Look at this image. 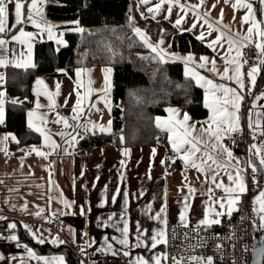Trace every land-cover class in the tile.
<instances>
[{"label":"crops","instance_id":"0c3cea01","mask_svg":"<svg viewBox=\"0 0 264 264\" xmlns=\"http://www.w3.org/2000/svg\"><path fill=\"white\" fill-rule=\"evenodd\" d=\"M138 2L141 15L143 13L142 17L153 19V14L148 12V8H154L158 0H151V3L147 5L141 3V0H138ZM181 2L186 5L200 4V0H181ZM234 2L235 0H229L228 3H225V0H205V4L198 8L197 11L201 13L207 11L210 14L208 17L210 22L215 24L216 21H221V25H228L230 27L231 33L234 34L239 32L243 35L246 34V29L248 27V25L241 24V19L246 14V11L242 8L233 9L232 3ZM44 5L45 3L42 6V10ZM213 5H215L214 8ZM254 7L260 9L261 5L259 0H254ZM166 8L167 6L165 5L164 9ZM221 10H223L222 18ZM182 15H184V13L178 7H175L170 16H168L166 10H162L161 13L156 14L153 20H166L174 26L176 19ZM257 15L259 17L260 13L258 12ZM234 17L235 19H233ZM35 18L37 20L40 19V17ZM43 20L49 24L52 23L47 20L45 11H43ZM12 22L13 17L10 15L9 23L11 24ZM193 23L197 24V27L192 30L194 34L198 36L202 31L207 33V25L203 24V20L198 21L191 12H189L187 16H184V21L181 26L174 27L176 31H179L180 28L186 30L190 28ZM23 26L25 31L38 34L32 42L31 56L29 57L27 55L26 45H20L11 41V36L13 34H18V29L12 28L6 35L0 36V38H5L10 41L7 45L9 52L5 54L9 59L13 58L12 50L15 49L17 52L23 51L25 53L24 59L30 60L32 64H35L36 45L45 41H52L57 49L63 48L66 45L65 34L62 29L63 25L57 26L61 31L55 33L58 39L64 41L63 44H57L56 39L49 40L46 32H40L39 29L35 28L30 23ZM223 30L226 32L228 31V29ZM217 35V32H213L211 36L206 35L205 41L209 43L211 40L215 39ZM226 50L227 44L225 42L223 48L217 47V50L213 51L212 54L175 53L181 54L183 57L189 54L194 56L195 63L186 62L181 59L182 62L187 64V67L184 65V74L187 68L199 72L200 75L214 79L216 82H220L218 76H214L207 70L196 67V65L200 63L201 56H207L210 60H216L217 67L222 72L224 61L221 59V56L224 55ZM255 50L256 58L251 63L245 64L242 70L245 73V99L241 106L240 123L242 129L246 130L250 136L252 130L248 128V114L249 111L252 110L253 103L256 104L255 112L264 113V99L255 100L257 95L264 92V67H262L261 71L258 73L254 87H251L249 79L246 76L250 67L258 66L259 61L264 59V56L258 55V50ZM242 53L245 57L246 48L242 50ZM232 54L234 55L235 53L233 52ZM5 68L6 67H0V74H3L5 77L3 81H0V92L5 93L3 99L5 101L4 113L6 116L7 95ZM105 68L108 67L86 68L91 69V73L85 72L81 74L80 79L82 81V86L79 87L76 83V73L74 76L66 75L58 77H48L40 74L36 76L33 81L32 99H21L19 103L29 105V110L35 108L37 97L34 89L43 90V85L36 84L38 79H42L51 92L56 91V84L59 83L60 95L55 97L58 107L49 113V120H54L57 112H59L60 115L71 117L73 115L72 107L76 103V92L79 91L81 95H83L86 88L89 87L88 81L91 79L93 83L90 87L94 92L91 97L83 102L82 107L84 112L81 114L78 123L80 125H85L91 121L97 125L106 126L109 120L112 121V70L108 74L109 87L106 97L111 105L109 109L105 106V100L102 98L104 97V92L102 90L106 87ZM186 76L196 83L191 75ZM231 86L235 85L231 84ZM249 88H251V95L248 94ZM202 90L204 93V102L205 90L203 88ZM39 99L42 104H48V100L45 96H40ZM65 100H67V106H65ZM93 104L95 107H91ZM171 108L178 109L181 117L184 113H187L190 117V123L202 122L208 118L207 116L206 119H195L181 107L171 106ZM40 111L46 112L48 109L46 107ZM170 115L171 114L166 111L164 115L158 117H160L161 120H166L170 118ZM252 119L255 120L256 116L253 115ZM26 121L28 123V116L26 117ZM69 122L73 123L71 120ZM262 125H264V119H262ZM47 127L51 129L52 133L63 130V125L61 124L49 123ZM199 127L200 125L198 123L197 128ZM88 128L89 131L87 132H85L83 126L75 130L69 128L66 131L73 132L74 135H77L79 141L81 137L84 138L89 135L109 134L108 132L102 133L98 129L93 132L90 124H88ZM7 134L11 133L0 131V137ZM167 134L169 136L168 132ZM41 139V142L38 144L23 145L20 142L17 144L10 138L9 141L6 142L9 155L0 151V216L5 219L9 218L19 221L23 228L25 224L31 226L36 233V237H42L46 241L43 244H49L51 246L66 245L70 247L75 254L79 256V264H129L130 260H134L139 256L145 258L157 254L165 256L166 245H158L155 249H151L150 247H135L137 236L136 223L139 222L142 231L148 230L146 233L148 236H150L154 230L165 228V225H163L160 220H156L152 217H154L162 207H165L166 203V213L162 214L166 215L167 219L165 231L168 226H183L179 221V213L184 206V197L189 196V184L196 189V192L189 197L188 203L190 204V208L185 211L188 226L197 225L198 221L204 216V211L207 206L206 202L209 199V194L207 192L209 185L205 183V175L194 168L185 169L183 161L177 159L174 155L170 143L168 148L161 146L127 148L130 150L129 155L124 156L122 155V150L125 149L123 147H96L80 151L77 147L78 144H76L74 148L68 147L59 136L53 135V139L56 140L57 143L62 144L63 147H68V152L71 154H65L63 151L58 150L59 154L53 153L47 159H44L37 156L35 153L28 154L26 151L31 146L40 147L43 144V138L41 137ZM262 142H264V137H260L257 133V138L252 139L249 146L251 144H257L259 146ZM223 143L240 159V167L244 170L245 160L241 159L238 155V147L232 143H227V138ZM21 149L25 151H20ZM153 149H155L154 156ZM170 156L175 157V163L169 160ZM252 157L259 161L258 156ZM22 158L23 164H21ZM121 161H124L123 167L121 166ZM162 161H164V163H162ZM233 163H235V161H233ZM175 164L179 166L173 168ZM250 171H252V167H250ZM255 174L257 176L255 180L258 181V174ZM244 175L248 186L247 194H250V199L253 201L257 184L254 183V180H249L247 178V172L245 170ZM262 175L263 185L260 190H264V170L262 171ZM121 177H123V179ZM185 177L187 179H185ZM221 177L227 184V176L224 175L223 172H221ZM116 189H120V195L117 196L116 202L113 203L111 198L116 194ZM125 192L128 193V204L126 206L123 197V193ZM247 194L242 197V200ZM212 195L214 197H220L222 191L214 189ZM65 200L74 203H72V206L69 208L65 206ZM101 205L103 206L101 207ZM149 205H151V211H148ZM125 207H127L126 213L124 211ZM82 208L84 209L83 214L81 213ZM37 213H39V215H37ZM121 216H124L128 221L129 248H124L112 239V237H121V233L117 231V228L123 227ZM109 217H112V219L109 220ZM105 222L109 226L105 227ZM255 222L258 225V219L255 218ZM10 224L11 222H7V228L4 231L0 230V256L3 257V259H0V264H43V261H38L35 258L29 257L27 250L23 247V245L27 244L8 239L13 235L17 236L15 231L9 227ZM112 225L115 226L113 227ZM214 227L217 226H213V228ZM9 231L11 234L6 235L5 233ZM28 233L32 239L37 242V239L34 238L30 232ZM56 237H59V239L65 243H51ZM105 237L109 238L108 243L112 245V250L117 253L116 255H113L112 251L107 249L104 243ZM145 243L150 244L147 240ZM27 246L36 253L32 247L29 245ZM81 249H83V251H81ZM124 251H130V255L124 256ZM36 254L47 257L63 256L65 264H68L64 254Z\"/></svg>","mask_w":264,"mask_h":264},{"label":"snow or ice","instance_id":"6c2138e0","mask_svg":"<svg viewBox=\"0 0 264 264\" xmlns=\"http://www.w3.org/2000/svg\"><path fill=\"white\" fill-rule=\"evenodd\" d=\"M229 0H225V3H228ZM45 3V0H0V36H4L9 33L12 28L18 29V34H13L11 36V41H14L20 45L27 46V55L30 57L32 53V42L38 34L33 32L25 31L23 25L32 24L35 28L39 29L40 32H46L49 40L56 39L57 44H63L64 41L58 39L54 33L55 26L47 23L43 20V10L42 6ZM143 4L151 3V0H141ZM261 5L260 9L254 7V0H235L232 3L233 9H244L246 14L241 19L242 25H248L246 29V34L241 35L239 32L231 33L230 27L228 25H221V21H216L215 24L209 21V13L207 11L201 13L197 11L198 8L202 7L205 4V0H200V4H190L186 5L182 3L181 0H158L155 4V7H149L148 12L153 14L152 18L155 19L156 14L161 13L162 10H166L168 16H170L175 7H178L184 15L179 16L174 26H181L184 21V16H187L189 12L192 13L196 19L203 20V24L207 25V33L201 32L200 35L196 37L197 40L204 41L206 35L211 36L213 32H217L218 35L215 39L211 40L207 46L213 51L217 50V47L223 48L224 43L227 44V50L221 59L224 61V68L221 72L217 67L215 59H209L207 56L200 57V63L196 67L200 69H205L208 72L212 73L214 76L219 77L220 82H216L214 79H210L206 76L200 75L199 72L189 70L186 68V75H191L197 85L205 90V100L204 107L208 109L209 115L208 118L202 122H191L190 117L187 113H184L181 117V114L178 109L169 107L166 109L170 113V118L166 120H161L160 117L156 118V126L163 130H166L169 133L168 141L171 144L172 151L177 159L183 161L185 169L194 168L198 172L205 175V183L209 186L207 192L209 194V199L206 202L207 206L204 211V216L200 219L196 225V229L199 230L201 226L205 229L211 228L213 226L222 225V217H227L231 219L233 213L238 210V205L242 202V197L247 194L248 186L246 183V177L244 175V170L240 167L241 161L236 157L233 151L226 146L223 141L227 139H232L233 143L234 134L240 132L242 134L243 129L241 126V106L245 99L244 89H245V73L242 71L244 65L248 63L247 59L243 56L242 50L244 48L254 47L258 50V55L264 56V0H259ZM167 6L164 9V6ZM11 6V9H10ZM215 5H213V8ZM260 13L258 17L257 13ZM12 15L13 22L9 23V17ZM143 15V13H142ZM35 17H40L37 20ZM223 17V10H221V18ZM167 18V17H165ZM235 19V17L233 18ZM78 23V22H77ZM197 27L196 23H193L190 28L186 29L191 32ZM223 29H228L224 31ZM76 31L83 32L82 28L75 29ZM185 29H181L184 31ZM135 34L143 41L144 45L150 48L153 52L157 54L160 61L163 62L164 56L169 55L165 52L164 49L160 48V45L164 43L163 38H161L156 44H153L150 38L141 31L140 28H133ZM10 43L8 39L0 38V67H8L13 65L17 68H28L34 67V64L30 60H25V53L23 51L17 52V50H12V59H9L6 53L9 52L7 45ZM159 49V50H158ZM235 53L234 55L232 53ZM163 53V55H162ZM175 55V54H171ZM177 59H183L186 62L195 63L194 56L189 54L186 57L176 56ZM144 59H147L146 57ZM210 65V67H209ZM264 67V59L259 61L258 66H252L247 71L246 76L249 79L251 87H254L257 81V75L261 71V68ZM63 71V70H61ZM91 73V69L86 68H77L76 77L77 85L82 86V81L80 79L82 73ZM105 89L104 100L105 106L109 109L111 105L106 99L108 94L109 79L108 74L111 72L110 68H105ZM65 74H67L65 72ZM5 79L3 74H0V81ZM92 80L89 79V87L86 88L83 95L79 91L76 92V103L72 107L73 115L71 117H66L60 115L59 112L56 113V118L54 120H49V113L54 111L58 105L56 104L55 97L60 95V84H56V91L51 92L48 90L47 85L42 79L36 81L37 85H43V90H36V101L35 108L29 110L27 113L28 123L27 126L29 129L39 133L43 138V144L40 147L31 146L26 151L28 154L35 153L37 156H40L44 159H47L53 153L59 154L58 150L63 151L65 154H71L68 152V147H75L79 143L77 135H74L73 132L66 131L71 128L75 130L78 127L83 126L85 132L89 131L88 124L91 125V130H99L100 132L112 131V121L109 120L107 125H97L94 122L89 121L88 124L80 125L78 121L81 118V114L84 112L82 104L93 94L94 90L90 87ZM234 84L235 86H231ZM248 94L251 95V88H249ZM4 92H0V125L4 124ZM45 96L48 100V104H42L39 97ZM264 99V92H261L255 97V100ZM16 103L17 101H12ZM65 106H67V100H65ZM48 111L42 112L41 109L46 108ZM95 107V105H91ZM256 104L253 103L252 110L248 114V128L251 131L252 139L257 138V133L260 137H264V125H262V119H264V113L255 112ZM253 115L256 116V119L253 120ZM179 117V118H178ZM73 123H70L69 121ZM49 123L61 124L63 125V130L52 133L51 129L47 127ZM199 123L200 127L197 128ZM53 135L59 136L61 140L68 145V147H63L62 144L57 143L53 139ZM11 138L12 141L19 144V140L14 135L7 134L0 137V151H3L6 155H9L6 142ZM83 139V137H81ZM121 143H124L125 137L121 135L119 137ZM46 149V150H45ZM20 151H25L21 149ZM129 149L125 148L122 150V155L128 156ZM249 152L252 156L259 157V165L257 168L251 160L248 161L250 167H252L253 173L264 170V142L257 144H251L249 146ZM155 155V149H153V156ZM235 161V163H233ZM176 161L173 160L172 163ZM121 166L123 167L124 161H121ZM164 163V161H162ZM21 164H23V158L21 159ZM221 172L227 176L228 183L226 184L221 177ZM51 175V172H50ZM123 179V177H121ZM150 178V177H149ZM185 179H187L185 177ZM254 183L257 185L259 181L255 180L253 177ZM51 183V181H50ZM214 186V187H213ZM214 189H219L222 191L220 197H214L212 195ZM107 190V189H106ZM189 196L184 197V206L179 213V221L184 227L188 226V221L185 215V211L190 208L188 203L189 197L192 196L196 189L193 188L190 184L188 185ZM120 195V189H116V194L112 196V202L115 203L117 196ZM166 196V193H165ZM124 204H128V193H123ZM72 203L67 200L64 201L66 207H71ZM253 212L258 217V226L261 229H264V190H260L258 195H255L253 198ZM258 205V207H257ZM103 205H101L102 207ZM43 211V210H41ZM125 213L127 212V207L124 209ZM148 211H151V205L148 206ZM84 209H81L83 214ZM166 203L165 207H162L159 212L155 214L154 219L160 220L165 228L167 226L166 215ZM39 215V213H37ZM5 219L0 216V220ZM112 217H109L111 220ZM123 221V227L117 228V231L121 233V237H112L119 245L124 248H129V225L127 219L124 216H121ZM105 227L109 226L106 222ZM113 227L115 225H112ZM10 228L15 229L16 224L12 223L9 225ZM24 228L32 234L34 238L37 239V242L40 244L45 243L46 241L42 237H36V233L33 231L31 226L25 224ZM165 228L159 230H154L153 233L148 236L146 233L148 230H141L139 222L136 223V243L135 247H150L151 249L157 248L158 245H166L168 243L167 233ZM8 239L16 241L17 236L13 235ZM108 237L104 238V243L107 246L109 251H112L113 255L117 253L112 250V245L108 243ZM149 243H145V241ZM51 243L53 244H62L64 241L60 240L59 237L54 238ZM261 244L264 245V238H261ZM19 246V245H18ZM27 250L29 257L35 258L38 261H43V264H65L63 256H39L31 248H28L27 245H23ZM219 248L220 245H217ZM83 251V249H81ZM124 256H129L130 251H124ZM257 255L264 257V247H261ZM0 259H3L0 256ZM167 259L166 255H154L149 258L139 256L134 260H130L129 264H162V260ZM176 264H181L180 261H176ZM189 264H215L214 258L212 256L201 257V256H192L189 258Z\"/></svg>","mask_w":264,"mask_h":264},{"label":"trees","instance_id":"16d2710c","mask_svg":"<svg viewBox=\"0 0 264 264\" xmlns=\"http://www.w3.org/2000/svg\"><path fill=\"white\" fill-rule=\"evenodd\" d=\"M44 11L51 22H71L62 26L66 45L57 49L52 41L42 42L35 47L34 67L5 68L6 116L0 131L13 134L23 145L40 143L39 133L27 126L30 106L19 100L32 99L36 76H74L77 68L112 70V132L84 137L77 146L80 151L96 147L168 148V134L156 126V118L171 106L183 108L195 119L207 118L203 90L184 74V65L161 62L137 37L131 22L142 27L154 42L173 34L174 52L212 54L208 43L197 40L192 31H181L182 28L176 31L166 20L142 17L138 0H46ZM77 28L84 31H76ZM121 135L125 137L124 143L119 140ZM238 155L244 159L242 151ZM249 160L260 167L252 155ZM178 166L175 164L173 168ZM262 171L257 172L259 184L255 193L263 185ZM7 222L16 224L13 231L17 241L29 245L36 253L64 254L68 264H79V256L70 247L34 241L15 219L0 220L1 231L7 228Z\"/></svg>","mask_w":264,"mask_h":264},{"label":"built area","instance_id":"2783aa9c","mask_svg":"<svg viewBox=\"0 0 264 264\" xmlns=\"http://www.w3.org/2000/svg\"><path fill=\"white\" fill-rule=\"evenodd\" d=\"M245 58L247 64L251 63L256 58V51L251 47L246 48ZM234 140L235 143L232 139H227V143L236 145L243 152L247 178L254 180L253 177L257 176L250 171L248 164L252 137L243 129L242 134L240 132L234 134ZM170 160L173 161L174 156H170ZM221 219V226L208 229L201 226L197 230L196 225L168 226L166 264H176V261L189 264V258L192 256H212L215 264H253L254 251L260 246L261 238H264V229L259 228L255 222L250 194H247L238 205V210L233 213L231 219L227 217Z\"/></svg>","mask_w":264,"mask_h":264},{"label":"rangeland","instance_id":"374dc122","mask_svg":"<svg viewBox=\"0 0 264 264\" xmlns=\"http://www.w3.org/2000/svg\"><path fill=\"white\" fill-rule=\"evenodd\" d=\"M43 11H44V8H43ZM51 22V21H50ZM52 25L55 26L54 28V33H56L57 31H61L60 29L57 28V26H61V25H69L71 24V22H52L51 23ZM131 26L132 28H140L142 32H144L151 40V42L153 44H156L157 42H154L152 40V38L144 31V29L142 27H140L135 21H132L131 22ZM63 32V31H62ZM138 37V36H137ZM172 37H173V34H168L166 36L163 37V40H164V43L162 45H160V48L164 49L166 53H168L169 55H165L164 56V61H176V62H180L182 63L183 65H185L187 67V64L182 62L181 59H177L175 58L176 56H179V57H183L181 54H176L173 50H172ZM139 38V37H138ZM140 39V38H139ZM141 40V39H140ZM142 41V40H141ZM252 48V47H251ZM149 51L154 54L155 56H157V54L155 52H153L150 48H148ZM254 49V48H253ZM159 50V49H158ZM255 50V49H254ZM256 51V50H255ZM171 54H175V55H171ZM163 55V53H162ZM158 57V56H157ZM183 60V59H182ZM259 192L257 193H254V196L255 195H258ZM258 207V205H257ZM255 214V213H254ZM255 218L258 219V217L256 216L255 214ZM9 233V232H8ZM10 234V233H9ZM162 264H165V259L162 260Z\"/></svg>","mask_w":264,"mask_h":264},{"label":"water","instance_id":"95a60500","mask_svg":"<svg viewBox=\"0 0 264 264\" xmlns=\"http://www.w3.org/2000/svg\"><path fill=\"white\" fill-rule=\"evenodd\" d=\"M261 247H264V245L260 244V246L254 251L253 264H263V257L257 255V252Z\"/></svg>","mask_w":264,"mask_h":264},{"label":"bare ground","instance_id":"6f19581e","mask_svg":"<svg viewBox=\"0 0 264 264\" xmlns=\"http://www.w3.org/2000/svg\"><path fill=\"white\" fill-rule=\"evenodd\" d=\"M254 61V60H253ZM247 65V64H246ZM244 108H245V106H244ZM245 110V109H244Z\"/></svg>","mask_w":264,"mask_h":264}]
</instances>
